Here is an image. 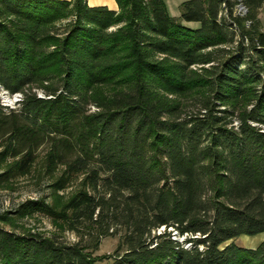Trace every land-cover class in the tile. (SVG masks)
I'll return each mask as SVG.
<instances>
[{
	"label": "trees",
	"instance_id": "16d2710c",
	"mask_svg": "<svg viewBox=\"0 0 264 264\" xmlns=\"http://www.w3.org/2000/svg\"><path fill=\"white\" fill-rule=\"evenodd\" d=\"M116 1L119 11L88 0H0V85L24 93L17 108L0 104V160H12L0 179L27 173L47 145L46 172L61 170L54 193L77 173L81 186L62 209L37 199L15 213L93 226L98 237L124 230L123 252L97 257L79 243L0 226V264H264V241H235L264 233V0H187L179 17L166 0ZM72 11L54 39L50 24ZM235 38L203 79L212 97L183 116L161 90H190L191 67ZM51 65L58 84L49 85ZM37 82L45 97L26 90ZM105 84L115 89L102 99L96 88ZM247 97L253 106L242 109Z\"/></svg>",
	"mask_w": 264,
	"mask_h": 264
},
{
	"label": "rangeland",
	"instance_id": "374dc122",
	"mask_svg": "<svg viewBox=\"0 0 264 264\" xmlns=\"http://www.w3.org/2000/svg\"><path fill=\"white\" fill-rule=\"evenodd\" d=\"M185 1L187 0H166V5L170 14L172 16L179 17L181 15V5ZM116 11H119V6ZM235 12L241 16H245L248 12V9L246 13H243L240 10V6L238 5L235 9ZM259 16L264 30V6L260 9ZM5 18L9 20L11 16L6 14ZM73 19L74 16L72 11L66 17L50 24V35H53L54 39H62L65 35L68 25ZM193 25H195V27L199 26L198 23H193ZM117 28L118 26H114L110 28L109 31H114ZM237 40L238 39L235 38L232 43H225L213 48H209V50L211 49L210 51H214V60L205 64L193 65L191 67V77L193 79V84L191 85L190 90H187L184 93H170L161 90V93L166 95L170 101L180 105L183 116L188 113L198 112L199 108L201 107L202 100L208 96L212 97L210 90L211 87H209V85L203 79H207V77L212 76L214 67L222 60L223 54L225 53L224 50L234 49L237 44ZM58 43V41L49 43L47 45L48 51L55 50V47L58 45ZM160 57L162 56L160 55ZM55 67L56 66L51 65L46 69V72L49 73L48 76L54 77L50 81L49 85L59 83V73L55 70ZM37 84H39V82L33 84L32 86H27L26 90L30 91L32 89L31 91L36 92L38 96L45 97V91L41 87L37 86ZM114 89L115 87L110 84L98 86L96 88L97 96L104 99ZM23 97V92L10 94L2 85H0V104L9 106L8 108H17L19 107L18 103L23 99ZM251 98L252 97H247L246 100H242V109L245 107L249 109L253 106V101ZM89 107L91 112L100 110L96 101H91ZM235 124H237V121ZM47 150V145L42 146L38 150L37 159L27 173L21 175L14 171L10 175L11 177H8L7 181L0 179V226L19 233H35L41 236L50 237L63 244L79 243L82 246L87 247L88 250H92L93 254L97 257H116L122 253L124 247L121 248L119 246L122 244L124 230L119 229L112 235L98 237V230H96L93 226H81L79 230H73L70 228L68 222L62 221L61 218H53L42 213H36L27 216H20L15 213V210L23 202L37 199H47L49 203H54V200H56V202L58 201L60 203L57 209H62L65 201H67V199L80 188L81 179L84 175L82 173H77L71 176L65 189L56 191L54 193L51 183L54 182L57 176H59L61 170L56 174H50L46 172ZM11 163L12 160H0V173L7 170ZM170 230L172 231V237L174 239L183 243L184 247L186 248L191 247L190 243H185V236L179 235V233L173 227L168 228V231ZM164 231L165 227H161L160 229L153 231V234L155 232L159 234ZM235 241L239 245L255 248L262 241H264V233L255 236L243 235L236 238ZM112 262L113 259H109L98 262V264H111Z\"/></svg>",
	"mask_w": 264,
	"mask_h": 264
},
{
	"label": "crops",
	"instance_id": "0c3cea01",
	"mask_svg": "<svg viewBox=\"0 0 264 264\" xmlns=\"http://www.w3.org/2000/svg\"><path fill=\"white\" fill-rule=\"evenodd\" d=\"M88 4L90 6H108L113 10L118 8L116 0H88Z\"/></svg>",
	"mask_w": 264,
	"mask_h": 264
},
{
	"label": "built area",
	"instance_id": "2783aa9c",
	"mask_svg": "<svg viewBox=\"0 0 264 264\" xmlns=\"http://www.w3.org/2000/svg\"><path fill=\"white\" fill-rule=\"evenodd\" d=\"M239 6H240V10H241L243 13H246V12H247V8H246L245 5L240 4Z\"/></svg>",
	"mask_w": 264,
	"mask_h": 264
}]
</instances>
